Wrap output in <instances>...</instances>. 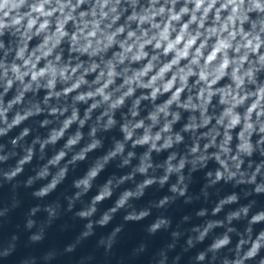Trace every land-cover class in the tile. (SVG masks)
<instances>
[{"label":"clouds","instance_id":"clouds-1","mask_svg":"<svg viewBox=\"0 0 264 264\" xmlns=\"http://www.w3.org/2000/svg\"><path fill=\"white\" fill-rule=\"evenodd\" d=\"M0 264H264V0H0Z\"/></svg>","mask_w":264,"mask_h":264}]
</instances>
